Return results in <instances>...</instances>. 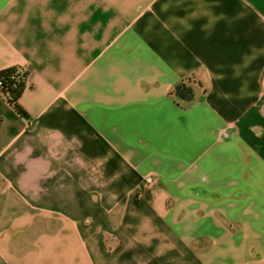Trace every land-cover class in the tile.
Segmentation results:
<instances>
[{"label":"crops","instance_id":"obj_1","mask_svg":"<svg viewBox=\"0 0 264 264\" xmlns=\"http://www.w3.org/2000/svg\"><path fill=\"white\" fill-rule=\"evenodd\" d=\"M11 66L0 264H264V0H0Z\"/></svg>","mask_w":264,"mask_h":264},{"label":"trees","instance_id":"obj_2","mask_svg":"<svg viewBox=\"0 0 264 264\" xmlns=\"http://www.w3.org/2000/svg\"><path fill=\"white\" fill-rule=\"evenodd\" d=\"M28 72L17 66L0 70V96L6 97L13 107L23 116H28L19 99L26 87ZM176 94L183 99L193 98V89L185 82L176 87Z\"/></svg>","mask_w":264,"mask_h":264}]
</instances>
